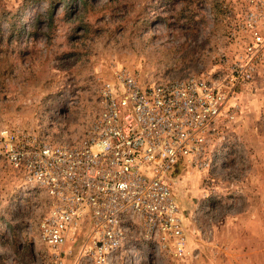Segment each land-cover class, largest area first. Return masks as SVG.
<instances>
[{"label": "clouds", "instance_id": "9594fccd", "mask_svg": "<svg viewBox=\"0 0 264 264\" xmlns=\"http://www.w3.org/2000/svg\"><path fill=\"white\" fill-rule=\"evenodd\" d=\"M0 264H264V0H0Z\"/></svg>", "mask_w": 264, "mask_h": 264}]
</instances>
